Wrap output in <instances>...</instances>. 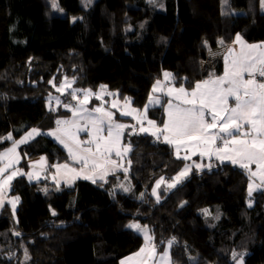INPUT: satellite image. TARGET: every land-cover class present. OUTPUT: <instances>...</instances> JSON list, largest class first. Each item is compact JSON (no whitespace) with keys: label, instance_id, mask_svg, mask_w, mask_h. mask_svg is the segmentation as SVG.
I'll use <instances>...</instances> for the list:
<instances>
[{"label":"trees","instance_id":"1","mask_svg":"<svg viewBox=\"0 0 264 264\" xmlns=\"http://www.w3.org/2000/svg\"><path fill=\"white\" fill-rule=\"evenodd\" d=\"M57 3L61 11L51 12L47 0H0V153L31 128L57 127L64 116L57 111L72 99L68 90L50 109L58 91L49 81L57 83L59 73L87 87L107 84L142 106L164 71L191 86L224 71L223 58L211 59L209 48L232 43L237 34L264 41L261 0ZM129 137L128 174L71 185L17 176L16 210L8 201L0 211V264H121L145 244L132 223L147 226L157 250L175 238L173 264H236L233 253H245L243 264H264V188L249 196L245 170L212 161L157 200L154 181L173 176L184 160L151 134ZM22 151V166L40 155L51 164L72 163L47 134Z\"/></svg>","mask_w":264,"mask_h":264},{"label":"snow or ice","instance_id":"2","mask_svg":"<svg viewBox=\"0 0 264 264\" xmlns=\"http://www.w3.org/2000/svg\"><path fill=\"white\" fill-rule=\"evenodd\" d=\"M90 2L91 0H87V3ZM262 4H264V0H262ZM52 7L58 8L56 0H52ZM220 43L223 41L221 40ZM234 43L240 45V51L237 53L233 48H228L227 55L224 57L225 71L222 76L217 77L214 73H210L209 79L196 82L191 91L181 86L178 89L169 87L165 92L164 82L157 80L152 86L148 104L145 105L143 112L131 108L130 98L125 97L123 108L126 110H121L120 115L133 116L140 125L138 133L135 131V125L116 122L114 112L106 109L103 103L91 110L86 107L92 96L103 101L104 95L115 97L118 93L107 92L106 85H101L100 91L96 93L91 89H72L70 95L73 100L78 99L77 93H83L84 96V99L79 100L75 106L63 104L65 108L71 110L74 119L56 120L57 128L49 134L55 136L64 145L70 159L80 164L81 167L79 170L68 164L53 165V167L57 169V172L63 169L65 173L71 174L67 179L69 184L81 176L93 183L103 181L109 171H115L117 167H120L115 160L111 159V155L113 152L116 156L122 155L119 150L121 137L126 128H131L133 134L151 131V134L157 139L163 135L164 141L174 146L177 159H181L180 152L181 149H184L190 153L182 157L184 160H191L192 155L199 154L201 157L211 158L214 156L221 163L227 161L238 165L248 173L250 180L248 194L251 196L254 190L251 181L254 178L258 177L261 184H264V82H260L256 78L258 75L264 79V44L246 45L239 34H237ZM245 74L249 77L248 79H245ZM163 75L165 81L172 78V73L164 72ZM49 83L53 84L58 92H63L66 91L65 85L70 88L74 80L68 81L65 78V82L59 87L53 81H49ZM156 93H164L171 97L167 101L166 108L168 119L162 128L158 127L153 120L147 121L150 127H144L143 122L146 119L148 105L161 103V98ZM230 98L234 100V107L229 106ZM52 99H55L58 105L61 104L60 97L50 96V109ZM119 107L118 101L113 100L111 108ZM81 120L86 121L83 126L79 123ZM89 126H91V131H88ZM80 131L87 132L90 139L80 141L77 138V133ZM105 131L107 132L106 136L103 135ZM39 134H41L40 130L34 128L19 141H14L11 148L0 153V162L6 161L0 167V205L4 203V194L17 175H28L29 179L33 178V174L30 173L17 171H12L9 175H5V173L19 159L16 153L18 145L28 142ZM5 139L11 140V133ZM129 150V148H125L124 152ZM44 159L42 157L39 163H43ZM252 165H255V171L252 170ZM195 166L201 167L200 164ZM190 167L191 165L186 164L185 168L173 178L174 182L169 183L167 187L174 188L182 178L187 176ZM124 171L127 172V169L125 168ZM35 178L38 179L39 176L36 175ZM162 181L163 178L156 182L153 195L157 194V188ZM259 186L257 185V187ZM118 187L124 192L131 190L130 187H125L123 184ZM157 198L159 197L157 196ZM18 200L19 197H15L10 201L13 210H15ZM204 212L207 213V210L205 209ZM129 227L144 233L145 246L139 252L121 261V264L132 261L145 264L147 260L153 259L156 255L155 245L152 244L153 238L148 234L147 226L141 227L137 223H132ZM174 240L175 238L168 242L169 248ZM244 255L245 253H233V260L236 261V264H243ZM159 256L162 262L170 264L168 250Z\"/></svg>","mask_w":264,"mask_h":264},{"label":"rangeland","instance_id":"3","mask_svg":"<svg viewBox=\"0 0 264 264\" xmlns=\"http://www.w3.org/2000/svg\"><path fill=\"white\" fill-rule=\"evenodd\" d=\"M82 1V3L85 5V7H90L91 5H92V3L94 2V0H91V2L90 3H87V0H81ZM127 2H133V0H126ZM148 2H150L151 4H154L155 6H158V7H162V4H163V1L164 0H155V2H152V0H147ZM214 1V5L216 4V1H217V4H218V0H213ZM226 1L227 0H223V3L225 2V4H228V3H226ZM192 2L195 4V6H198L199 4H201L202 2H203V0H192ZM47 3H48V5H49V7H51V12H56V11H61V9H60V7H59V5H58V8H53L52 7V0H47ZM56 3H57V0H56ZM58 4V3H57ZM261 9H263L264 10V4H262V0H261ZM237 36V35H236ZM236 36H235V38H236ZM235 38H234V40H235ZM242 40L244 41V43L246 44V45H259V44H264V41H262V42H248V41H245L243 38H242ZM206 45L208 46V43H206ZM228 48H233L234 49V51L235 52H239L240 51V45L238 44V43H234V41L232 42V43H229V42H227L226 44H224V45H222V46H220L219 48H217V49H208V54H209V57L211 58V59H215V58H217V57H221V58H223V60H224V71H225V59H224V57H225V55H227V52H228ZM224 71L222 72V74H220V75H218V76H222L223 75V73H224ZM165 72V71H164ZM163 72V73H164ZM169 73H171V72H169ZM217 76V77H218ZM67 78V77H66ZM249 77L247 76V74H245V79H248ZM256 78H257V80L258 81H260V82H264V79H262V78H260L258 75L256 76ZM207 79H209V78H207ZM207 79H203V80H199V81H204V80H207ZM67 80L68 81H73V79H70V78H67ZM157 80H160V81H162V82H164V84H165V92H166V90H167V88H169V87H171V88H180L181 86H183L186 90H188V91H191L192 90V88L195 86V84H196V82L193 84V85H191V86H188L186 83H184V82H176V79L174 78V76H173V74H172V78L169 80V81H165V78H164V75L162 74V77L161 78H159V79H157ZM156 80V81H157ZM56 81H57V83L56 82H54L55 83V85L57 86V87H59L63 82H65V78H63L62 79V75L59 73L58 75H57V77H56ZM156 81H154V83L156 82ZM198 81V82H199ZM153 83V84H154ZM153 84H152V86H153ZM101 85H106L107 86V88H106V91L107 92H112V93H118V95L117 96H109V95H104V97H103V101H101V100H99V99H96V97L95 96H92L91 98H93L92 99V101L90 102V103H88L87 105H86V107L89 109V110H91V109H94V108H96V107H98V106H100L102 103H103V105H104V107L106 108V109H108V110H111V111H113L114 112V119L116 120V122H118V123H122V124H125V125H135L136 126V129L135 130H139V128H140V125L137 123V120L136 119H134L133 118V116H122V115H120V111L121 110H126V109H124L123 108V105H124V103H125V97H128V96H123L122 94H120L117 90H114V89H111L110 87H109V85H107V84H101ZM101 85H98V86H96V87H94V86H89V87H87L86 85H85V83H79V82H75L74 81V83H72V85H71V87L70 88H68L67 87V85H65V87H66V91H63V92H56L55 93V95H60V94H62V93H64V92H67L68 90H71L72 91V89H91L94 93H96V92H99L100 91V87H101ZM152 86H151V89H150V91H149V94L152 92ZM54 89L56 90V87H54ZM57 91V90H56ZM149 94H148V97H147V100L145 101V103L142 105V106H136V105H134L133 104V100H132V98H130V97H128V98H130V101H131V104H130V107L131 108H135V109H139V110H141L142 112H143V110H144V108H145V105L146 104H148V98H149ZM156 95H159L160 96V98H161V103L160 104H151V105H148V108H147V112H146V119L144 120V122H143V126L144 127H150L149 125H148V123H147V121L148 120H153V121H155L156 122V125L158 126V127H160V128H162L163 127V124H164V122L168 119V116H167V111H166V108H167V101H168V99H170L171 97H168V96H166L164 93H156ZM77 97H78V99H77V101H75V102H73L72 101V99H70V100H68V102L67 103H64V104H71V105H73V106H75L77 103H78V101H79V99L80 100H82V99H84V96H83V93H77ZM91 98H89V99H91ZM113 100H116V101H118V103H119V105H120V107L119 108H117V109H113V108H111V103L113 102ZM173 102L174 103H176V101L175 100H173ZM229 106L230 107H234L235 106V104H234V100H232L231 98L229 99ZM58 106V104H56V105H54V107H52V109H56V107ZM58 113H61V114H63L64 115V117H62L60 120H69V119H74L73 117H72V112L70 111V113H68L69 111H68V108H65V107H63V109H61V110H58L57 111ZM135 115V114H134ZM66 116V117H65ZM83 121V120H82ZM85 123L83 122L82 124L80 123V125L81 126H83ZM35 129H39L40 130V133L41 134H39V135H37V137L38 136H40V135H43V134H45V131L46 130H41L40 128H38V127H34ZM34 128H31V129H29L27 132H25L21 137H19V138H17L15 141H19L22 137H24L25 135H26V133H28L29 131H31L32 129H34ZM48 130V129H47ZM88 131H91V126H89V128H88ZM133 133V130L131 129V128H126L125 129V131H124V135L121 137V142H120V145H119V150L121 151V156L120 157H122V158H124V156L126 155V154H128V152L130 151H128V152H124V149L125 148H129V149H131L132 147H131V144L129 143V141H128V139L130 138L129 136L131 135ZM49 134V133H48ZM148 134H151V131L148 133ZM103 135H107V132L105 131L104 133H103ZM152 135V134H151ZM154 136V135H153ZM36 137V138H37ZM154 137H156V136H154ZM77 138L78 139H81V141H87V140H89L90 139V136L87 134V132H85V131H80V132H78L77 133ZM122 138H123V141H122ZM157 138V137H156ZM35 139V138H34ZM34 139H32V140H30V141H28L27 143H29V142H31V141H33ZM160 140H163L164 141V137H163V135H160V138H159ZM27 143H24V144H20V145H18V147H17V149H16V153H20L22 156H24V154H23V151H22V148L24 147V145H26ZM13 145V144H12ZM12 145L9 147V148H11L12 147ZM218 145H219V142H218ZM86 146H88V145H86ZM172 146V145H171ZM93 148L95 147L94 145L92 146ZM172 149H173V152H174V155L176 156V153H175V148H174V146H172ZM5 151V150H4ZM3 151V152H4ZM113 153H115V152H113ZM112 153V154H113ZM188 154H190V153H188V152H186L184 149H181V152H180V156H181V158L183 157V156H185V155H188ZM183 159V158H182ZM184 160V159H183ZM212 161H219V160H217L216 159V157H211V158H209L208 156H204V157H201L199 154H196V155H192V158H191V160H184V163H183V165H182V167H181V169L178 171V172H176L175 174H173V176H170V177H167L166 175H162V176H159L155 181H154V183H153V185L151 186V189H150V191H151V195L155 198V199H157V200H160L161 198H162V191H164V190H167V191H169V190H172V189H174L184 178H182L181 179V181L179 182V183H177L176 184V186L174 187V188H171V189H169L168 187H167V185L169 184V183H173L174 182V180H173V178L174 177H176L177 175H178V173H180L181 172V170H183L184 168H185V165L187 164V165H191V167H190V169H189V171H188V174L193 170V169H205V168H208L209 166H211V163H212ZM220 162V161H219ZM225 162H227V161H225ZM227 163H230V162H227ZM20 164H22V162L20 163ZM36 164H39V167H37L36 166ZM196 164H200L201 165V167L200 168H197L195 165ZM238 166V165H237ZM43 167V165H42V163H33L32 165L30 164H27V165H25V166H20V167H18V170H19V172H22V173H30V174H33V178L32 179H29V177H28V175H25L26 177H27V179L29 180V181H42V180H46V179H51L53 182H56L57 183V181H56V176H55V174H54V172H53V170H51V169H45V168H42ZM252 170L253 171H255V165H252ZM122 174H124V173H122ZM126 174H128V173H126ZM187 174V175H188ZM6 175V174H5ZM8 175V174H7ZM36 175H38L39 176V178L37 179V178H35L36 177ZM115 175H118V172L116 173V171L115 172H113L112 174H111V176H115ZM20 176V175H19ZM55 176V179H53V177ZM125 178H128L127 180L129 181L130 180V176H128V175H125ZM161 178H163V181H162V183L160 184V186L157 188V194L156 195H153V188H156V182L158 181V180H160ZM126 181V180H125ZM13 180L11 181V185H10V188L8 189V191H7V193L6 194H8V192H9V194L11 195V192H12V190H13ZM60 183V182H59ZM127 183V182H126ZM249 183H250V180L248 181V189H249ZM251 183L253 184V191H255V190H257L258 188H261V187H263L264 188V184H261V182H260V180H259V178L257 177V178H254L252 181H251ZM257 185H260L259 187H257ZM125 187H127V186H125ZM118 189H121V188H119L118 187ZM157 196L159 197V198H157ZM11 198V197H10ZM249 205H252L253 204V201H252V199H251V197L249 198ZM15 210H16V207H15ZM148 230V229H147ZM148 234H149V230H148ZM150 235V234H149ZM151 236V235H150ZM169 242V241H168ZM168 242L166 243V245L161 249V250H157V247L155 246V248H156V255L153 257V259H149L145 264H167V262H162L161 260H160V256H159V254H161V253H163L165 250H168L169 251V253H170V264H173L172 263V258H171V247L169 248V244H168ZM152 244L153 245H155L153 242H152Z\"/></svg>","mask_w":264,"mask_h":264},{"label":"crops","instance_id":"4","mask_svg":"<svg viewBox=\"0 0 264 264\" xmlns=\"http://www.w3.org/2000/svg\"><path fill=\"white\" fill-rule=\"evenodd\" d=\"M56 93V92H55ZM56 97L57 96H59V95H55ZM91 98V97H90ZM67 99H68V97H67ZM81 99V98H80ZM79 99V100H80ZM92 99L93 98H91V99H89V102L88 103H90L91 101H92ZM54 100V105H56V101H55V99H53ZM69 100V99H68ZM67 100V101H68ZM77 101V100H76ZM69 110V109H68ZM62 117H64V116H62ZM61 117V118H62ZM66 117V116H65ZM60 118V119H61ZM69 120H71V119H69ZM86 123V121H80L79 123ZM57 128V127H56ZM56 128H52V129H48V130H46L45 131V134H47V135H49V136H51L55 141H57L59 144H61L60 142H59V140H57L56 139V137L55 136H53V135H50V134H48V133H50V132H52L53 130H55ZM136 132L137 131H139V130H135ZM124 135V134H123ZM37 137V135H35L32 139H34V138H36ZM31 139V140H32ZM80 141H81V139H79ZM30 141V140H29ZM122 141H123V138H122ZM27 143V142H26ZM62 145V144H61ZM63 147H64V145H62ZM82 146H84V147H87L86 145H82ZM65 148V147H64ZM9 149V148H8ZM66 149V148H65ZM67 150V149H66ZM131 150H132V148L130 149V151L128 152V154H126L125 156H124V158H122V157H120V156H116L115 155V153H113L112 155H111V159L112 160H115L116 162H117V164L118 165H120V167H117L116 169H115V171H116V173L118 172V173H124V174H126V173H129V165H128V156L130 155V153H131ZM68 152V151H67ZM17 155H18V157H19V159H18V161L13 165V167L12 168H10V169H8L7 170V172L5 173L6 175L8 174H11V172L12 171H17V172H19V170H18V167H20L21 166V162L23 161V159L25 158L24 156H22L20 153H17ZM45 158L44 159V162L42 163V165H43V167L42 168H45V169H51V170H53V172H54V174H55V176H56V181H59L60 183H64V184H67V185H71V184H75V183H77V181L78 180H80V179H83V176H81V177H79V178H77V179H75V180H73V182L71 183V184H69V183H67V179H68V177L71 175L70 173H65V171L63 170V169H61V171L60 172H57V169L55 168V167H53V165H62V164H68L70 167H73V168H77V170H79L80 169V167H81V165L80 164H78V163H76V162H74V161H72V163H59V164H51V162H50V160L48 159V157L46 156V155H40V156H36V157H34V158H29L28 159V161H27V163H26V165L27 164H33V163H38V162H41V158ZM3 163H6V161H4V162H1L0 163V167H2L3 166ZM36 166L37 167H39V164H36ZM127 169V172H125L124 171V169ZM115 171H109L108 172V174H107V176L105 177V180L107 179V178H109L110 176H111V174L113 173V172H115ZM85 174H89V173H85ZM17 176H19V175H17ZM16 176V177H17ZM15 177V178H16ZM14 178V179H15ZM14 179H13V181H14ZM105 180H103V181H105ZM13 183V182H12ZM7 193V192H6ZM4 194V203L2 204V205H0V211H1V209H2V207H3V205L6 203V202H10V201H12L15 197H18V196H15V195H10L9 194V192H8V194ZM11 197V198H10ZM18 202H19V200H18ZM18 202L16 203V207H17V205H18ZM144 246H145V244H144ZM143 246V247H144ZM137 252H139V251H137ZM136 252V253H137ZM127 258V257H126ZM125 258V259H126ZM124 259V260H125ZM148 261V260H147ZM146 261V262H147ZM145 262V263H146ZM126 264H139V262L138 261H132V262H126Z\"/></svg>","mask_w":264,"mask_h":264},{"label":"clouds","instance_id":"5","mask_svg":"<svg viewBox=\"0 0 264 264\" xmlns=\"http://www.w3.org/2000/svg\"><path fill=\"white\" fill-rule=\"evenodd\" d=\"M56 128V127H55Z\"/></svg>","mask_w":264,"mask_h":264}]
</instances>
